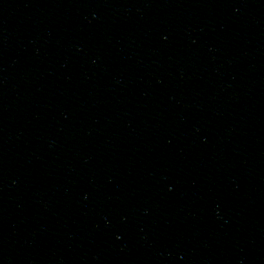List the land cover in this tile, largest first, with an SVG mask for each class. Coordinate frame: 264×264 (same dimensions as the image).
I'll list each match as a JSON object with an SVG mask.
<instances>
[{"label": "water", "instance_id": "1", "mask_svg": "<svg viewBox=\"0 0 264 264\" xmlns=\"http://www.w3.org/2000/svg\"><path fill=\"white\" fill-rule=\"evenodd\" d=\"M198 0H0V75Z\"/></svg>", "mask_w": 264, "mask_h": 264}]
</instances>
